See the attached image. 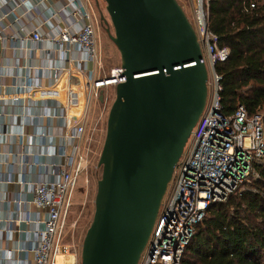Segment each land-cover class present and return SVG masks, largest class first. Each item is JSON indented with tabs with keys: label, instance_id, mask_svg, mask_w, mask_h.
Listing matches in <instances>:
<instances>
[{
	"label": "built area",
	"instance_id": "built-area-1",
	"mask_svg": "<svg viewBox=\"0 0 264 264\" xmlns=\"http://www.w3.org/2000/svg\"><path fill=\"white\" fill-rule=\"evenodd\" d=\"M209 1L192 0L193 27L205 54L202 62L209 67L206 103L192 130L189 148L183 151L174 166L170 190L168 185L138 264H181L195 227L202 221L207 207L225 200L230 193L238 190L253 175V163L264 155L262 114L251 115L243 106H238L232 115L222 113L219 77L215 73L214 63L226 59L228 50L217 48L216 37L209 30ZM22 7L24 11L18 13ZM35 13L29 0H14L9 12L0 13V45L7 38L6 29L9 26L16 27L21 38L30 43L51 41L54 51L60 52V58L52 60L58 61V64L50 63L38 70H46V73L48 70H57L59 81L47 88H41V82L15 83L5 89L0 86V101L17 104L21 100H39L42 96H49L61 104L58 118L62 132L56 136V152L48 154L52 157L51 175L43 178L48 166L37 154L23 149L17 161V154L11 151L7 153L8 159L13 158L11 164L18 171L19 184L31 189L30 201L19 197L16 202L22 209L30 203L38 214L37 222L40 224L38 229H31L29 236L21 243L19 241L15 249L22 253L24 260L31 256V264H56V256L68 252V247L62 245V234L70 199L83 170L78 153L85 133L90 99L101 87H115L126 77L121 76L122 70L116 66L110 69L109 76L94 78L97 51L93 23L86 7L80 5L77 11H70L72 17L81 22L78 30H74L72 24H66L69 18L66 17L67 27L59 23L50 26L45 33L43 26H47L57 14L54 12L51 17L41 12L39 24H35ZM84 65L91 67L87 69ZM20 70L28 77L29 67H15L13 76H19ZM79 73L86 78L85 82L65 80L71 74ZM51 91L55 94L52 95ZM15 116L23 126L37 122L36 117ZM39 136L42 140L49 138V143L53 139L46 132ZM31 175L36 177L31 178ZM0 181L9 183L14 181V177L10 174L6 179L0 177ZM23 210L25 219L32 222L28 212ZM8 264L13 263L9 261Z\"/></svg>",
	"mask_w": 264,
	"mask_h": 264
},
{
	"label": "water",
	"instance_id": "water-1",
	"mask_svg": "<svg viewBox=\"0 0 264 264\" xmlns=\"http://www.w3.org/2000/svg\"><path fill=\"white\" fill-rule=\"evenodd\" d=\"M121 76L81 264H138L207 98L205 54L177 0H104Z\"/></svg>",
	"mask_w": 264,
	"mask_h": 264
},
{
	"label": "trees",
	"instance_id": "trees-1",
	"mask_svg": "<svg viewBox=\"0 0 264 264\" xmlns=\"http://www.w3.org/2000/svg\"><path fill=\"white\" fill-rule=\"evenodd\" d=\"M208 27L228 50L214 63L222 113L243 106L264 125V0H210ZM240 188L207 207L181 264H264V155Z\"/></svg>",
	"mask_w": 264,
	"mask_h": 264
},
{
	"label": "crops",
	"instance_id": "crops-1",
	"mask_svg": "<svg viewBox=\"0 0 264 264\" xmlns=\"http://www.w3.org/2000/svg\"><path fill=\"white\" fill-rule=\"evenodd\" d=\"M35 13V24H39L41 12L52 17L55 12L57 17H52L47 26H43L44 32H48L50 26L59 24L65 26L67 23L72 24L74 30L80 28L81 22L76 20L70 14L72 10H78L80 5L86 6L85 0H29ZM14 0H0V13L10 11ZM88 9V8H87ZM24 11L19 8L18 13ZM67 22L65 24V18ZM8 21H4L7 23ZM7 38L0 45V86L5 89L6 86L13 84L28 83L36 84L41 82V88H47L52 83L59 81V73L57 70H46L44 72L38 69L48 66L50 63L58 64L57 58H60V52L54 51L51 41L44 40L40 43L33 44L21 38L16 27L9 26L6 29ZM2 46V47H1ZM30 48L29 50H26ZM49 60V61H48ZM102 65V64H101ZM15 67H29L28 77H25L20 70L19 76H13ZM89 69L90 65H84ZM110 72V71H109ZM107 77V76H105ZM102 78V77H101ZM73 77H67V81H71ZM61 111V104L54 98L42 96L39 100H21L17 104L10 101H0V177L6 179L10 174L14 177L12 182L0 181V264H31L32 258L28 256V260L23 259L21 252L16 250V245L29 236L31 229H38L40 224L37 222L38 214L30 206V203L23 208L30 215L32 222H28L24 217V210L19 208L17 199L19 197L30 201L31 189L18 182V171L12 165L13 158L8 159L9 151L17 154V161L20 160V153L23 149L28 153L37 154L38 158L47 164L48 172L43 176L45 178L51 175L50 163L52 157L48 154H54L57 150L58 139L57 134L62 132L61 121L58 118ZM15 114L36 117V123L27 124L25 126L18 123ZM23 121V119H22ZM21 122V121H20ZM46 132L53 136L49 143V138L42 140L40 134ZM31 175V178H35ZM63 260L61 264H73V258L69 252L60 254ZM55 261L57 264V257ZM68 257V259H67Z\"/></svg>",
	"mask_w": 264,
	"mask_h": 264
},
{
	"label": "rangeland",
	"instance_id": "rangeland-1",
	"mask_svg": "<svg viewBox=\"0 0 264 264\" xmlns=\"http://www.w3.org/2000/svg\"><path fill=\"white\" fill-rule=\"evenodd\" d=\"M177 2L194 26L192 0H177ZM85 3L91 15L97 51L94 78L109 76L110 69L120 66L121 62L118 49L111 40L114 29L106 11V4L104 0H85ZM207 69L209 70L208 66ZM114 100L115 87H101L92 95L86 114L85 133L80 141L78 153V159H82L83 170L70 199L62 234V245L68 247L73 264H81L83 241L93 219L97 182L102 175L99 159L105 142L109 111ZM191 142L192 139L189 140L184 151L189 148Z\"/></svg>",
	"mask_w": 264,
	"mask_h": 264
},
{
	"label": "bare ground",
	"instance_id": "bare-ground-1",
	"mask_svg": "<svg viewBox=\"0 0 264 264\" xmlns=\"http://www.w3.org/2000/svg\"><path fill=\"white\" fill-rule=\"evenodd\" d=\"M71 76L73 77V79L72 80H78V81H81V82H85V80H86V78H84L83 76H82V74L81 73H79V74H71ZM66 80V79H65ZM71 80V81H72ZM100 82V81H99ZM99 84H101V83H99ZM51 94L53 95V94H55V92L54 91H51ZM68 258V257H67ZM63 260V258L61 257V255H59L58 257H57V264H61V261Z\"/></svg>",
	"mask_w": 264,
	"mask_h": 264
}]
</instances>
